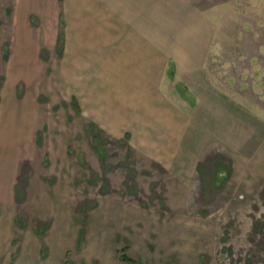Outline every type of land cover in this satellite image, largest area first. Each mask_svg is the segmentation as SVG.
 Returning a JSON list of instances; mask_svg holds the SVG:
<instances>
[{"label": "rangeland", "instance_id": "rangeland-1", "mask_svg": "<svg viewBox=\"0 0 264 264\" xmlns=\"http://www.w3.org/2000/svg\"><path fill=\"white\" fill-rule=\"evenodd\" d=\"M39 1L0 0V264H264V0H216L207 68L165 86L188 126L154 171L56 94Z\"/></svg>", "mask_w": 264, "mask_h": 264}, {"label": "crops", "instance_id": "crops-1", "mask_svg": "<svg viewBox=\"0 0 264 264\" xmlns=\"http://www.w3.org/2000/svg\"><path fill=\"white\" fill-rule=\"evenodd\" d=\"M221 5L216 0H42L37 12L54 14L55 29L38 35L44 44L39 53L47 70L54 69L60 99L76 105L78 117L104 133L117 139L127 134V149L154 171L145 159L179 149L188 126V111L165 86L207 68L217 33L213 14ZM34 50L29 48L33 63ZM46 77L51 80L50 73Z\"/></svg>", "mask_w": 264, "mask_h": 264}]
</instances>
